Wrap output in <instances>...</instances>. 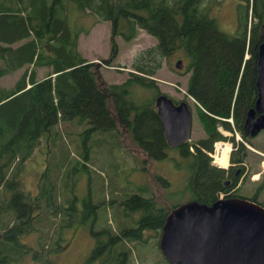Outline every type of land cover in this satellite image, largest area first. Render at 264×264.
<instances>
[{
  "label": "trees",
  "instance_id": "16d2710c",
  "mask_svg": "<svg viewBox=\"0 0 264 264\" xmlns=\"http://www.w3.org/2000/svg\"><path fill=\"white\" fill-rule=\"evenodd\" d=\"M218 1L0 0V75L22 69L13 86L0 91V210L5 209V214L0 211V217L11 220L9 225L0 224V264H11L24 254L23 250L34 252L19 240L23 225L32 216L18 173L21 162L39 142L47 140V156L39 176L42 184L48 181L31 200L42 210L50 203L57 206L59 195H66L67 209H73L77 175L68 171L88 173L89 155L111 150L110 140L118 127L129 134L146 160L166 158L170 147L155 113L154 97L160 92L152 77L162 60L175 52L187 61L185 97H191L201 107L198 120L204 132V137L182 148L187 154L183 157L188 168L183 185V192L188 194L186 201L208 205L225 192L223 181L234 168L211 165L208 154L214 142L229 140L234 147L229 162L243 163V145L234 142L232 134L221 135L216 124L232 131L227 122L220 120L230 116L234 129L243 136L241 124L256 95V54L264 35V0H236L233 35L221 32L211 16L212 5ZM86 14L94 16V21L85 28L76 27L77 17ZM99 21L109 23V52L102 60L106 65L117 55L115 38L128 43L141 29L155 39L153 45L137 51L129 63L127 77L117 84L104 82L95 62L87 61L77 49L78 36L87 34ZM40 69L43 71L39 76ZM137 89L147 91L149 96L138 98ZM103 161L109 163L110 159ZM112 163L107 174V200L100 202L105 197L101 179L94 200L87 192L79 217L89 218L94 235L87 261L129 264L133 245L145 244V231H153L149 236H157L158 240L166 214L177 204L172 205L167 196L159 203L146 182L130 187L123 195L118 184L124 170L115 159ZM62 168L66 173L59 177ZM152 176L159 188L168 184L160 175ZM256 188H264V180ZM256 203L264 205V199ZM103 204L115 211L114 231L100 226L104 234L95 231L100 222L95 211L105 208ZM124 210L136 212L137 216L132 220ZM32 252L31 257L40 264H54ZM160 259L161 264H167L161 256Z\"/></svg>",
  "mask_w": 264,
  "mask_h": 264
},
{
  "label": "rangeland",
  "instance_id": "374dc122",
  "mask_svg": "<svg viewBox=\"0 0 264 264\" xmlns=\"http://www.w3.org/2000/svg\"><path fill=\"white\" fill-rule=\"evenodd\" d=\"M236 4V0H219L218 2H214L211 8V16L215 19L217 28L227 35H233L236 28ZM92 21H94V16L86 14L84 17H77V22L75 24L76 27L82 29L88 26ZM115 41L118 48L117 55L110 62V65H106L102 60L108 57L109 52L108 22H95L87 34H80L77 38V49L79 53L87 61L95 62V67L98 69L102 80L110 84L122 82L127 77V71L130 70L128 68L129 63L137 51L155 43V39L141 29L137 31L135 38L128 43L122 41L120 37L115 38ZM177 59H180L182 64V68L179 70L174 67V63ZM122 65L126 66V68H123ZM186 66L187 61L185 58L181 57L179 52H175L162 60L160 68L152 77L157 85L158 91L175 99H182L185 97V86L189 75V72H186L185 70ZM42 71L43 69L39 70V76ZM21 73L22 69L0 75V91L12 87ZM136 95L138 98L145 95L149 96L147 91H144L143 93L140 89H137ZM193 100L189 96L184 98L191 113L190 136L189 140L186 142L188 145H191L197 139L204 137L202 126L198 120V114L201 107L199 108L197 102ZM220 120L227 122L232 131L223 129L219 123L216 124L217 131L226 137H230L232 134L234 142H242L245 149V157L243 160L245 165V179L241 181L242 185L261 181L264 178V131H261L249 140H244L234 129L232 120L231 122H228L225 119ZM218 128H220V130ZM233 130L236 131L235 134L233 133ZM120 134L122 136H120ZM236 136L238 138H236ZM131 141L129 134L120 127L114 130L113 140H110L111 150L108 149V151L103 152V154L91 153L89 155L90 163L88 166V173L85 171H79L78 174V171H68L71 175H77L74 190L77 201L73 202V209H71V207L70 209H67V207H69V204L66 201L67 196L59 195L56 197L55 201L58 205L56 206L50 203L45 208L46 210L44 209L45 211L36 206L34 199L31 200L32 196L34 197V195L41 190L40 188L45 187V183L48 181L45 180L44 184H42V177L39 176L44 165L43 161L47 156V153H45L47 140L39 142L32 149L33 152L30 157L21 162L22 165L18 173L20 186L22 188L21 191L25 193L26 200H30L28 203L31 205L30 215L32 216V219L26 222L22 227V232L19 238L21 243L25 247L33 249L36 255L39 253L42 255L41 258L44 256L54 264H97V261L94 259L91 262L87 261L94 245V235L91 234L90 228L91 222L88 220L89 218L83 220L79 215L83 209L82 204L85 203L87 192L91 200L96 198L93 194L98 192L97 189L101 179L103 182L102 192L105 197H101L102 199H100V202L105 203L103 200L104 198L107 200L108 193H110L109 187L107 186V174H110L109 172L113 166V159L120 163L124 170L118 184L123 195L128 193L127 189L130 187L136 185L139 187L146 182L150 187V191L159 203L162 202L163 199H166L164 198L165 196L169 198V202L171 201L172 205L186 201V199H188V194L183 192V189H185L183 185L188 176V168L186 166V161L179 157L177 149L168 148L166 150V158L156 161H148L144 154L141 153ZM229 142V140H219L214 142L210 154L213 155L216 143H227L230 145ZM232 148L234 147L230 145V151ZM70 151H72V149H70ZM108 152L110 153L108 154ZM70 154L72 155L71 152ZM106 159H110L109 163L103 161ZM210 163L211 165L219 167L213 163L211 156ZM228 165L229 161L227 158V165L223 169H226ZM64 171L63 168L60 170L59 177L62 173H66ZM154 173L160 175L167 181L168 184L164 188H159L155 182L153 183L152 175ZM255 175L256 178H254ZM88 182H90L89 185ZM88 186L89 190H87ZM261 190H263V194L260 196V199H264V189L262 188ZM11 195L12 193L10 196ZM1 206L2 205L0 204V208L2 209L3 207ZM102 206L105 208L95 211V215H98L100 219L99 225L95 227V229L97 228L98 230L95 231L104 234V231L101 228L106 229L111 227L114 231L113 221L115 211L108 205L103 204ZM34 207H36V209ZM7 209L10 211L8 206ZM0 211L3 212L5 209ZM43 211L44 213H42ZM36 212H39V215H36ZM124 212L127 214L130 213L128 210H124ZM3 213H0V215H3ZM130 214L132 220L137 216L136 212H131ZM40 216V220H37ZM48 219H50L51 222H49ZM10 221L11 220L8 216L0 217V224L9 225ZM61 221H63L62 225L58 227ZM99 228L101 230H99ZM100 235L101 234L98 236ZM149 235L153 236V231H145L143 233L145 244L139 246L133 245L129 264H161V254L157 245L155 246L157 236L155 234L156 237L154 238ZM37 240L44 242L45 245L43 244V246H40ZM130 246V244L126 245L128 248ZM23 252L24 254L17 259L12 260L11 264H40V261L37 258L34 260V258L31 257L30 254L32 251L23 250ZM34 252H32V254ZM142 254H144L142 258L143 262H141Z\"/></svg>",
  "mask_w": 264,
  "mask_h": 264
},
{
  "label": "water",
  "instance_id": "95a60500",
  "mask_svg": "<svg viewBox=\"0 0 264 264\" xmlns=\"http://www.w3.org/2000/svg\"><path fill=\"white\" fill-rule=\"evenodd\" d=\"M174 67L180 69L181 61L176 60ZM254 85L253 106L242 123L249 136L264 130V35L257 47ZM153 105L166 145L185 144L191 127L187 103H173L159 93ZM157 247L168 264H264V206L224 196L208 205L184 201L166 214Z\"/></svg>",
  "mask_w": 264,
  "mask_h": 264
},
{
  "label": "flooded vegetation",
  "instance_id": "af4514ba",
  "mask_svg": "<svg viewBox=\"0 0 264 264\" xmlns=\"http://www.w3.org/2000/svg\"><path fill=\"white\" fill-rule=\"evenodd\" d=\"M177 60H180V59H177ZM181 68H182V64H181ZM177 70H179V69H177ZM163 94H165V93H163ZM166 96H168V95H166ZM169 98L172 100L173 103H177L179 101H182L181 98L180 99H175V98H171V97H169ZM256 115L257 114H254V116H256ZM262 131H264V130H262ZM241 132H242L241 134L243 135L242 136L243 138L242 137L241 138L244 140H249V139L255 137L261 131H259L254 136H249L248 132L247 133L244 132L242 124H241ZM229 143H230V145H232L231 142H229ZM240 143L242 144V142H240ZM183 145L178 146V147H170V148L177 149L178 155L181 159H183V157H187V154L185 152H183L184 151V149H182ZM189 147L192 148L191 146H189ZM188 150L192 151V149H189V148H188ZM182 152L184 153V156H182ZM209 157H210V155H209ZM211 158L213 160V157H211ZM228 161H229V158H228ZM229 165H231L234 169L233 170L230 169V171L227 172L226 177H225L223 184H222V189L225 190V192L220 193L218 197H222V196H224V197H238V198H244V199H247L250 201H256V202L262 201L263 199H260V196L263 194L262 193L263 190H261V189L259 190L258 188H256V186L261 181H263L264 178L261 181L249 183L248 185H242L241 181L245 179V171H244L245 165H244V163H241V162L230 163L229 162ZM239 166H241L242 168H240ZM263 177H264V175H263ZM225 181H226V183H224Z\"/></svg>",
  "mask_w": 264,
  "mask_h": 264
},
{
  "label": "bare ground",
  "instance_id": "6f19581e",
  "mask_svg": "<svg viewBox=\"0 0 264 264\" xmlns=\"http://www.w3.org/2000/svg\"><path fill=\"white\" fill-rule=\"evenodd\" d=\"M229 151H230V145L229 144H227V143L216 144V147L214 149V153L212 155V157L214 158L213 162L216 165H218L219 167L224 168L227 165V158H228ZM254 178H256V175L254 176Z\"/></svg>",
  "mask_w": 264,
  "mask_h": 264
},
{
  "label": "built area",
  "instance_id": "2783aa9c",
  "mask_svg": "<svg viewBox=\"0 0 264 264\" xmlns=\"http://www.w3.org/2000/svg\"><path fill=\"white\" fill-rule=\"evenodd\" d=\"M225 120L228 122H231V117L229 116L228 118H225ZM218 129L220 130V128H218ZM233 133L235 134V131H233ZM236 138H238V137L236 136ZM216 144H218V143H216ZM216 144H215V146H216ZM232 149H234V148H232ZM208 155H210L212 157L211 154H208ZM213 160H214V158H213Z\"/></svg>",
  "mask_w": 264,
  "mask_h": 264
},
{
  "label": "crops",
  "instance_id": "0c3cea01",
  "mask_svg": "<svg viewBox=\"0 0 264 264\" xmlns=\"http://www.w3.org/2000/svg\"><path fill=\"white\" fill-rule=\"evenodd\" d=\"M33 150L30 151L28 157H26L27 159L30 157V155L32 154Z\"/></svg>",
  "mask_w": 264,
  "mask_h": 264
}]
</instances>
